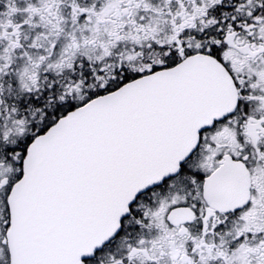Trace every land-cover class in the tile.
<instances>
[{"label":"snow or ice","instance_id":"1","mask_svg":"<svg viewBox=\"0 0 264 264\" xmlns=\"http://www.w3.org/2000/svg\"><path fill=\"white\" fill-rule=\"evenodd\" d=\"M0 264H264V0H0Z\"/></svg>","mask_w":264,"mask_h":264}]
</instances>
